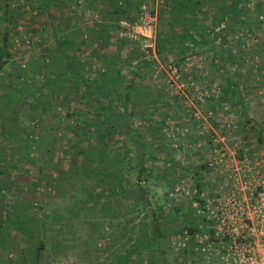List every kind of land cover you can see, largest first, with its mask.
<instances>
[{"label":"rangeland","instance_id":"obj_1","mask_svg":"<svg viewBox=\"0 0 264 264\" xmlns=\"http://www.w3.org/2000/svg\"><path fill=\"white\" fill-rule=\"evenodd\" d=\"M39 1L0 0V264H222L210 211L264 192V0L217 27L234 0H202L201 45L165 0H130L116 21L111 0H56L55 28ZM143 3L153 20L136 34L120 21ZM54 33L80 41V71L111 82L114 109L68 70L43 84L64 68Z\"/></svg>","mask_w":264,"mask_h":264},{"label":"trees","instance_id":"obj_2","mask_svg":"<svg viewBox=\"0 0 264 264\" xmlns=\"http://www.w3.org/2000/svg\"><path fill=\"white\" fill-rule=\"evenodd\" d=\"M55 1L56 0H40L38 2L39 12L46 15L49 21H51L50 19L52 17L49 8L51 7V5L54 4ZM111 2L113 3V8L111 11L115 18V21L118 20L119 18L118 16H120L118 14H121L123 11H125L126 7H128L131 4L130 0H111ZM165 2H166V8H169L176 15L175 27L177 26V28L182 33L180 36L183 39L190 40L191 42L197 45H201L206 43L205 41H209L208 39L206 40L201 39L200 41H198L194 33L191 32V28H192L201 37L204 34L202 30L205 29L206 26L198 25L197 19L195 17L197 10H199L198 5L202 4V0H165ZM244 3L245 0H234V2L230 7V15L226 17L218 18L214 23V27L221 26V22H223V24L230 22L235 23L237 21L241 22L243 17L240 13L242 12ZM190 16H192V19L190 18ZM52 24L54 28L57 27V25L54 24L53 22ZM99 26L100 28L103 27V25L101 24ZM101 32H104V30L103 29L100 30V33ZM218 33L224 36L226 34V29L222 27L221 29H219ZM7 40H8V34L5 33L3 37H1L0 39V70L4 67V65L6 64V60L10 56V53L8 51ZM53 40L55 44V50L60 54L61 59L64 62V68L61 69L60 72L57 73L59 75L55 76L54 78H46L43 84L48 86L55 85L57 82L56 78L57 77L61 78L62 76H64L63 74L65 70H68L70 75L72 76L73 83L75 85L81 84L91 94H94L95 96L97 95L101 97H106V99L108 100V105L110 107L112 106L111 109L112 108L114 109L115 107L114 105H111L112 103L110 101V97L112 96H111V92L109 91L110 90L109 84H111V82L109 80L105 81V79L102 76L89 78L80 72L81 60L79 58L81 57H79L77 53L79 50L80 41L71 39L67 34L57 35L55 33ZM103 44L106 43L102 42V45ZM131 94H132V90H129L124 92L122 97H125V100H128V98L131 97ZM102 127L103 126L100 124V122H95L93 129L94 131L96 130L99 131L102 129ZM143 172L144 171L141 167L137 177L141 178ZM184 224L185 226L190 225L189 227H182L183 229L185 228L187 230V233L193 234L195 232L196 229L193 226L196 225L197 223L194 220L191 221L190 223L185 222ZM183 229H180V231ZM149 243L151 244L153 243L152 239L149 241Z\"/></svg>","mask_w":264,"mask_h":264},{"label":"built area","instance_id":"obj_3","mask_svg":"<svg viewBox=\"0 0 264 264\" xmlns=\"http://www.w3.org/2000/svg\"><path fill=\"white\" fill-rule=\"evenodd\" d=\"M153 20L151 11L143 3L136 23L121 20L120 24L136 34L142 33V25ZM254 201L253 199H256ZM206 208L209 209L207 202ZM217 224L216 237L227 242V252L222 264H264V192H233L225 196L214 211H210ZM216 227V226H215ZM197 239L203 253L210 248L207 237ZM224 247V246H222Z\"/></svg>","mask_w":264,"mask_h":264},{"label":"crops","instance_id":"obj_4","mask_svg":"<svg viewBox=\"0 0 264 264\" xmlns=\"http://www.w3.org/2000/svg\"><path fill=\"white\" fill-rule=\"evenodd\" d=\"M104 1H105V0H104ZM106 1H107V0H106ZM106 1H105V2H106ZM94 5H98V4H96V2H95ZM99 6H100V4H99ZM99 8H100V7H99ZM97 11L103 13V8L97 9ZM80 72L82 73V71H80ZM240 98H241L240 101L243 100L242 97H240ZM236 99H239V97H237Z\"/></svg>","mask_w":264,"mask_h":264}]
</instances>
